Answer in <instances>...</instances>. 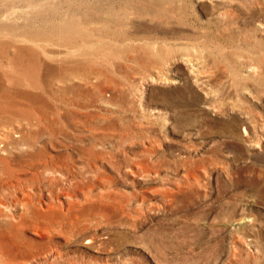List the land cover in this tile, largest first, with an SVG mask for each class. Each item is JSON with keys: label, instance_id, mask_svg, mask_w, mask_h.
<instances>
[{"label": "rangeland", "instance_id": "obj_1", "mask_svg": "<svg viewBox=\"0 0 264 264\" xmlns=\"http://www.w3.org/2000/svg\"><path fill=\"white\" fill-rule=\"evenodd\" d=\"M0 264H264V0H0Z\"/></svg>", "mask_w": 264, "mask_h": 264}, {"label": "bare ground", "instance_id": "obj_2", "mask_svg": "<svg viewBox=\"0 0 264 264\" xmlns=\"http://www.w3.org/2000/svg\"><path fill=\"white\" fill-rule=\"evenodd\" d=\"M134 166H137V165H134ZM139 166V165H138ZM140 167V166H139ZM139 167H137V168H139ZM140 170H143L142 168L140 169ZM138 171V170H137ZM137 171H136V169L134 168V170H132V171H128V173H130V175H133L134 176V174H137ZM146 171V170H145ZM141 172V171H140ZM147 172V171H146ZM143 173V172H142ZM139 174V173H138ZM140 175V174H139ZM138 175V176H139ZM136 176V175H135ZM137 177V176H136Z\"/></svg>", "mask_w": 264, "mask_h": 264}]
</instances>
